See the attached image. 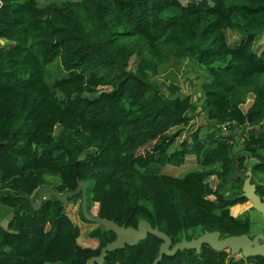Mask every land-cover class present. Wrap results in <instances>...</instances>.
<instances>
[{
  "label": "trees",
  "instance_id": "16d2710c",
  "mask_svg": "<svg viewBox=\"0 0 264 264\" xmlns=\"http://www.w3.org/2000/svg\"><path fill=\"white\" fill-rule=\"evenodd\" d=\"M184 62L206 68L199 85L186 78L200 103L170 74L157 80ZM199 114L205 124L193 128ZM188 158L195 169L162 173ZM248 170L264 202V0H0V264H88L115 239L80 203L95 249L78 244L80 228L50 193L31 205L42 187L62 195L76 179L88 185L89 213L134 228L145 220L171 246L205 231L253 238L248 212L230 215L247 203ZM160 244L148 235L103 264H151ZM158 264L264 259L202 245Z\"/></svg>",
  "mask_w": 264,
  "mask_h": 264
},
{
  "label": "water",
  "instance_id": "95a60500",
  "mask_svg": "<svg viewBox=\"0 0 264 264\" xmlns=\"http://www.w3.org/2000/svg\"><path fill=\"white\" fill-rule=\"evenodd\" d=\"M252 173L248 170L245 173V180L243 181L241 192L242 196L250 203L251 208L261 215L264 230V202L256 194V186L251 182ZM77 186L75 190L68 191L60 195L55 190L49 187H42L38 191L37 195V205L31 202V205L35 210L40 209L41 204L44 200V193H50L58 202L62 205H68V200L73 197L80 195V210L83 218L96 225L99 228H102L106 232H112L115 235V239L107 243L101 250L98 256L92 257L88 264H103L107 253L122 250L126 246L133 247L137 245L140 241L146 239L148 235L154 236L161 240L159 246V252L157 257L152 261L151 264H158L163 256L173 257L178 252L183 250H195L196 253H199L202 245H207L211 250L215 252H222L225 250L229 251L230 256L240 255L242 258L249 257H262L264 259V234L260 233L249 238L248 235L242 234L238 236H228L221 238L219 232H207L205 231L201 236L187 241L183 236L182 240L176 243L174 246L170 238L159 231L157 227L152 228L151 225L145 220H139L136 225V228L131 226L118 225L114 221L101 218L99 216H94L89 213L87 209V190L88 185L79 179H76ZM10 213H13V210H10Z\"/></svg>",
  "mask_w": 264,
  "mask_h": 264
},
{
  "label": "rangeland",
  "instance_id": "374dc122",
  "mask_svg": "<svg viewBox=\"0 0 264 264\" xmlns=\"http://www.w3.org/2000/svg\"><path fill=\"white\" fill-rule=\"evenodd\" d=\"M60 1H64V0H37V4L39 6H44L48 3H58ZM185 2V1H184ZM227 42L230 46L235 47V45L237 44L238 41H236V39H239L238 36L236 34H234V32H228L227 33ZM262 44L261 42L259 43V45H255V50L257 53H259L262 49ZM137 60L135 57H133L130 61V67L133 69L135 68V64H136ZM205 73H206V68L204 66H197L193 63H187L184 62L180 65L176 66H171L168 68L167 72H160L159 75L157 76V80L158 82H162L166 79V76H168V74H170L169 76L171 77H175L176 80L174 83H176L178 86H180V88L182 89L184 94H192L193 98L196 100H198L197 102H201V94L200 93H194L196 90V87L190 83L186 81V78L188 79H193L196 78L197 79V83L198 85L200 84L201 80L204 79L205 77ZM200 94V95H199ZM249 106V102H247L244 106H243V110H245L246 108H248ZM205 124V118L204 115H197L195 117V119L193 120V123L191 124V126H194L193 128H195L197 125H204ZM227 134V133H226ZM184 136V135H182ZM182 137L178 140L181 141ZM252 161L249 162V165H252ZM197 167L196 162L193 158H188L185 162L184 165L180 166V167H171V166H166L165 168H163L162 173L166 174V175H171V176H182L185 173H187L189 170L191 169H195ZM209 184L210 187L213 189L217 188V184H220V179H218L216 176H213L209 179ZM212 199V198H211ZM79 201H77L76 203H74V205H67V214L70 215L71 218V214L69 213V208H72L74 210H76V215L78 217V221H80L83 225H81L82 227V231L85 233V237L82 238V246L87 247L90 243V245H92V243L90 241L94 240V239H87V234L88 232L94 227L93 225L84 223V221L80 218L79 214H78V206H79ZM74 207V208H73ZM90 210L92 211L93 214H96V210L95 207H91ZM89 210V211H90ZM248 212L249 216H250V222H251V229L252 231L260 234L263 233L264 234V230L262 229L263 226V221L261 218V215L259 213H257L256 211L251 209V205L249 202L243 204V205H239L237 207H231L230 208V215L235 217V218H243V215ZM0 223H2V225L6 224L5 220H0ZM96 241V240H94ZM98 247V246H97ZM239 255L235 256V259H239Z\"/></svg>",
  "mask_w": 264,
  "mask_h": 264
},
{
  "label": "crops",
  "instance_id": "0c3cea01",
  "mask_svg": "<svg viewBox=\"0 0 264 264\" xmlns=\"http://www.w3.org/2000/svg\"><path fill=\"white\" fill-rule=\"evenodd\" d=\"M237 206H239V205H236L235 207H237ZM74 208V207H73ZM69 210V213L72 215L71 216V220L80 228V236H79V238H78V240H77V242H78V244L81 246V247H84V248H91V249H95V248H97V246H98V242L97 241H94V240H92V241H90L91 243H92V245H90V243H89V245L87 246V247H85V246H82V238L83 237H85V233L82 231V227H81V225H83L80 221H78V217H77V215H76V210H74V209H72V208H69L68 209ZM67 211V210H66ZM68 213V212H67ZM69 217H70V215H68ZM88 239V238H87Z\"/></svg>",
  "mask_w": 264,
  "mask_h": 264
}]
</instances>
